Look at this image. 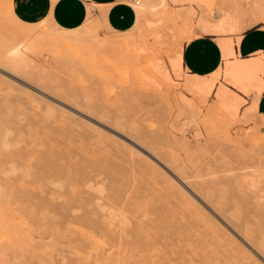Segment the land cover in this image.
<instances>
[{"label":"rangeland","instance_id":"374dc122","mask_svg":"<svg viewBox=\"0 0 264 264\" xmlns=\"http://www.w3.org/2000/svg\"><path fill=\"white\" fill-rule=\"evenodd\" d=\"M245 2L167 0L130 37L119 38L121 44L75 45V63L68 57L66 66L67 47L59 44L45 45L48 56L28 53V73L0 61V264H80L71 247L80 243V213L92 209L119 232L107 242L126 250L128 259H140V248L151 245L171 257L168 246L178 235L180 243H190L184 237L203 230L183 216L194 209L223 228L247 261L264 264V128L253 91L241 92L224 76L213 87L182 68L183 44L199 17L214 21L223 3ZM22 22L13 0H0L1 45L29 42L37 33L42 38L52 28L49 18ZM106 33L115 34L98 28L100 36ZM222 87L242 101L236 116L218 100ZM14 232L23 236V249L14 245Z\"/></svg>","mask_w":264,"mask_h":264},{"label":"bare ground","instance_id":"6f19581e","mask_svg":"<svg viewBox=\"0 0 264 264\" xmlns=\"http://www.w3.org/2000/svg\"><path fill=\"white\" fill-rule=\"evenodd\" d=\"M53 1H55V0H53ZM136 3H137V5L139 4L138 2H136ZM166 3H167V0H158V1H156V0H144L142 5L139 4L140 6H133V8L135 9V12H136V20H135V23L132 27L133 29L131 28V29H128L126 31H115V30H113L108 25H106L102 22V21H105L103 19L102 20L100 19V21L97 20L96 22L93 21L92 17L94 15L91 13L89 14L85 23L76 29H63V28L59 27L56 23H54L50 19V23L52 25V28L49 30H46V31L43 30L42 38L44 40L41 38V36H40L41 34L37 33L38 35L37 34H36V36L34 35L35 39H33L34 38L33 37V38H31L32 41L30 39L29 42L25 41V39L24 40L22 39V41L16 40L14 43H11L8 45H1L0 44V61L3 62L13 72L16 71L18 73L19 72L20 73L21 72H27L28 73V71H30L28 69H30L31 63L33 62L32 58L29 57L28 53H32L33 55L39 54L40 57H42L43 55L48 56V55H50V53H47V55L42 54V50H43V52H45L44 50H46L47 48L49 49L50 48L49 46H51V45L52 46L53 45H56V46L61 45L63 50L67 47L66 48L67 51L61 50V47L59 48L60 51L59 50L56 51L59 53L63 51L64 56L66 57V60L68 59V57H69V59L73 60V58L76 56L75 49L78 50L77 46L81 47V45H82V47H87V46L89 47L90 46L89 44H91V43L92 44H91L90 48L92 47V45L93 46L95 45L94 47H97L98 44H99L98 47H100V48L101 47L104 48L107 45H111V46L115 45L116 46L119 43L121 44V42H117V41H120L119 38H121V41H123V40L127 39L128 37H130L134 33V26L136 24L142 23L148 17L158 14V12H157V10H158L157 5L158 4H160L161 6H165ZM245 5L247 6V13H250L253 15H259L260 19L262 21H264V3H261L258 0H253V1L246 0ZM88 9L90 12V10H91L90 5L88 6ZM22 23L26 24L25 22H22ZM37 26L38 25H36V27ZM99 27H101V28L104 27L105 29H107L111 32L113 31L115 34L109 35L108 33H106V34H108V36H100L98 34V28ZM32 29H33V31L37 30L35 28H32ZM27 31H28V29H27ZM29 31L32 32V30H30V29H29ZM115 37H116V41L113 44L112 40H114ZM36 38L37 39L39 38V40L37 41ZM40 40H41V42H39ZM87 40H90L91 42L89 41L90 43H88ZM23 41H25V42L23 43ZM79 42H80V44H78ZM85 43H86V45H85ZM224 43L226 46V55H225V59H224V65L220 67V71L222 72L223 76L225 78H227L234 86L240 88L241 92L242 91H243V93H248L250 91L255 92V96L253 97L254 98L253 103L256 104L258 101V96L260 93H262L261 91H263L262 89L264 87V79H263V77H264V56L262 55L259 57L246 59V60L240 59V58L236 57L234 54L233 39L229 40L227 42H224ZM41 44H42V46H41ZM57 44H59V45H57ZM45 45L47 46V48ZM71 45H72V47H71ZM73 45L75 48H73ZM75 45H77V46H75ZM52 46H51V48H52ZM68 46L71 47V49L70 48L68 49ZM50 50H52V49H50ZM50 50H47L46 52H50ZM51 52L53 53V50ZM72 53L75 55H73ZM55 55H56V53L52 54L51 56H55ZM61 55H63V54H61ZM71 56H73V58H71ZM34 57H36L38 60H40L39 59L40 57H37L36 55ZM55 57H57V56H55ZM59 57H60V55H59ZM43 58H44V60H43ZM43 58H41V60L45 61V57H43ZM30 59L32 61L29 63ZM58 61H61V59H58ZM64 61L65 60H62L61 62H64ZM74 61H75V59L73 60L72 64L75 63ZM70 62L71 61L68 62V60H67L65 65H63V66H66L67 64L69 65ZM261 76H263V77H261ZM37 78H38V76H37ZM38 79L40 80V78H38ZM211 89H212V84L205 85L203 87V92L205 94H209L211 92ZM217 97H218L220 104L228 112H230L233 116L237 115L238 108L242 102L240 98L230 96L229 92L223 87L219 89V91L217 93ZM253 107H255V105H253ZM260 118L262 119V121L264 123V120H263L264 118H262V117H260ZM2 145L7 146V142L4 141V139L2 141ZM180 191H181V189H180ZM178 194H179V192H178ZM181 195H182V193H181ZM181 200L185 201L188 205H192L190 203L189 198H183L181 196ZM32 209H33V207H32ZM95 209H98V208H95ZM66 211H67V209H66ZM92 211H94V212L92 213ZM92 211H91V214L89 213L90 211L89 212L87 211L88 214H86V213L84 214V212L80 213V226H81L80 227V233H79L80 234V243H79L80 246L78 244V245H73V247H71L73 249V251H72L73 254L74 253L76 254L75 256H77V260L80 262V264H213V263L220 264L222 261H223V263L226 262L225 261L226 259L227 260L229 259L230 261L232 260L234 262V264H251L250 261H247V259L250 256L244 252L243 248L239 247L238 245H234L235 242L233 239H231V238L227 239V233L223 230V228L218 227L214 222L209 220L206 216L198 214V212H195L194 209L192 211H189L186 215H183V216L185 218H187L186 221H196L197 223H199L203 227V230L199 231L198 234H194V235L192 234L193 236H189V237L185 236L184 238L191 240L190 243H188V241H187V244L180 243V240L182 238H180L178 235V238H176L178 240L176 241L175 245H172V247L168 246V249L171 248L169 250L171 257H169V255L168 256L166 255L167 250H162L163 247H162V249L156 248L157 251H155L156 246L151 245L150 247H147V248H145V247L140 248V250H141V252H140L141 254L139 253L140 259L135 258L137 260H133L131 258L128 259L127 254H126V250H123L122 248H119V247H118L119 249L118 248L114 249V246L116 244L107 242V238L111 239V240L117 239V237L115 236L117 233L114 235L110 231V227L108 228V226L110 224L107 225L110 221H108V223H107L103 219V217L106 218L105 216L99 215L96 210L92 209ZM98 211H99V209H98ZM178 217H177V221L180 220V219H178ZM72 218H73V216H72ZM24 219H25V217H24ZM53 220H55V219H53ZM106 220H108V218H106ZM1 222H3V221H1ZM68 222H70V221H68ZM182 222H184V221H182ZM8 223H9V221H8ZM0 224L4 225V223H0ZM182 226H183V224H182ZM176 228H178V227H176ZM194 228L195 227L193 226V229ZM38 230L40 231V229H38ZM77 230H78V227H77ZM113 231H114V229H113ZM186 232H187L186 230L184 232H181L182 233L181 236L183 234H185ZM16 233L18 236H21L19 234V232H16ZM16 233L14 232L15 235L13 234V237H12L14 245L20 246L19 249H21V248L23 249L25 247V246H22L24 244V241L22 238L23 236L18 237V236H16ZM56 234L59 235V233H57V232H56ZM63 234H64V231H63ZM118 234H119V232H118ZM118 234H117V236H118ZM57 238H58V236H57ZM120 238H121V235H120ZM68 240L71 241L72 239L71 240L68 239ZM72 241H74V239ZM182 241H184V240L182 239ZM247 241H248V238H247ZM19 242H21L22 245H21V243L19 244ZM64 243H66V241ZM69 243H71V242H69ZM61 245H64V244H61ZM69 245H68V247H69ZM71 245H72V243H71ZM214 246L217 247L215 250L213 249ZM33 247H36V246L32 245V248ZM41 248H38V249H41ZM47 248L49 249V246H47ZM60 248H62V247L59 246V248L58 249L56 248V249L59 250ZM164 249H166V248H164ZM62 250H63V248H62ZM38 251L35 250V252H38ZM230 251H232L233 253L231 255H228V253H230ZM32 252L33 251L31 250V253ZM39 252H41V251H39ZM39 252L36 254L41 255L43 253V252L42 253H39ZM128 252H130V251H128ZM135 252L137 254V250H135ZM216 252H218L219 254ZM136 254H135V257H136ZM222 254H223L224 258L223 257L220 258V255H222ZM42 255H44V254H42ZM0 257H1V253H0ZM44 258H46V257H44ZM73 258H74V256H73ZM62 259H63V257H62ZM45 260L47 262V259H45ZM76 261H75V263H76ZM51 263H54V262L51 261L48 264H51ZM67 263L65 262V264H67ZM227 263L229 264V262H227ZM252 263L254 264V262H252ZM224 264H226V263H224ZM255 264H256V262H255Z\"/></svg>","mask_w":264,"mask_h":264},{"label":"crops","instance_id":"0c3cea01","mask_svg":"<svg viewBox=\"0 0 264 264\" xmlns=\"http://www.w3.org/2000/svg\"><path fill=\"white\" fill-rule=\"evenodd\" d=\"M200 1L215 3L217 0ZM13 11L23 22L37 23L49 18L63 29L80 27L90 13L105 20L102 22L115 31L131 29L136 20L135 9L126 0H13ZM213 18L214 21H209L199 17L198 28L192 29L193 37L183 44L182 68L189 77L212 80L216 87L217 81L223 78L220 67L226 55L224 39H233L234 54L240 59L264 56V21L259 15L247 13L245 3H239V7L223 3ZM262 90L253 109L264 128L260 118H264V87ZM250 96H255V92Z\"/></svg>","mask_w":264,"mask_h":264}]
</instances>
